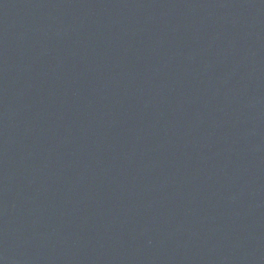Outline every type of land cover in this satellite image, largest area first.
<instances>
[{"label":"water","instance_id":"1","mask_svg":"<svg viewBox=\"0 0 264 264\" xmlns=\"http://www.w3.org/2000/svg\"><path fill=\"white\" fill-rule=\"evenodd\" d=\"M0 264H264V0H0Z\"/></svg>","mask_w":264,"mask_h":264}]
</instances>
